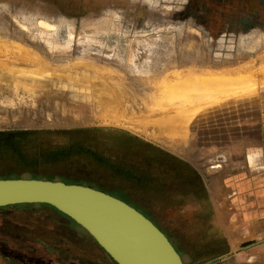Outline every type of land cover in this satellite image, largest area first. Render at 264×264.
<instances>
[{
  "label": "rangeland",
  "instance_id": "obj_1",
  "mask_svg": "<svg viewBox=\"0 0 264 264\" xmlns=\"http://www.w3.org/2000/svg\"><path fill=\"white\" fill-rule=\"evenodd\" d=\"M0 47V180L101 191L136 205L172 238L168 210L120 186L126 176L99 158L108 132L123 128L174 145L205 171L258 154L264 0H0ZM242 71L257 81L247 94L238 89ZM210 74L230 81L201 91L194 77ZM244 101L255 103L253 116ZM29 262L116 264L50 206L0 208V264Z\"/></svg>",
  "mask_w": 264,
  "mask_h": 264
},
{
  "label": "crops",
  "instance_id": "obj_2",
  "mask_svg": "<svg viewBox=\"0 0 264 264\" xmlns=\"http://www.w3.org/2000/svg\"><path fill=\"white\" fill-rule=\"evenodd\" d=\"M244 102L253 116L255 103ZM260 114L258 154L248 151L231 166L222 160L206 171L174 145L123 128L104 139L99 158L126 176L116 183L168 210L174 234L165 235L183 264H264V103Z\"/></svg>",
  "mask_w": 264,
  "mask_h": 264
},
{
  "label": "water",
  "instance_id": "obj_3",
  "mask_svg": "<svg viewBox=\"0 0 264 264\" xmlns=\"http://www.w3.org/2000/svg\"><path fill=\"white\" fill-rule=\"evenodd\" d=\"M42 204L87 232L116 264H183L167 237L125 202L60 181L0 180V208Z\"/></svg>",
  "mask_w": 264,
  "mask_h": 264
},
{
  "label": "bare ground",
  "instance_id": "obj_4",
  "mask_svg": "<svg viewBox=\"0 0 264 264\" xmlns=\"http://www.w3.org/2000/svg\"><path fill=\"white\" fill-rule=\"evenodd\" d=\"M244 38H245V37H244ZM244 38H242V39H244ZM8 43H9V42H8ZM3 44L6 45L5 43H3ZM9 44H10V43H9ZM11 44H12V43H11ZM7 46H8V45H7ZM10 46H11V45H10ZM10 46H9V47H10ZM12 46H13V45H12ZM12 46H11V47H12ZM9 47H8V48L6 47V49L11 51L12 49H9ZM13 47H14V46H13ZM16 47H17V46H16ZM16 47H15V48H16ZM0 48H2V47H0ZM3 48H5V46H3ZM17 48H19V47H17ZM17 48H16V49H17ZM20 48H21V47H20ZM6 49H5L4 54L6 53ZM16 49H15V50H16ZM13 50H14V49H13ZM18 50H19V49H18ZM26 50H27V49H26ZM26 50H25V51H26ZM20 51H21V53H22V52L25 53V51H24L22 48L20 49ZM27 51H28V50H27ZM27 51H26V53H25V56H26V57L29 56V55H28L29 53H28ZM7 52H9V51H7ZM12 53H13V52H12ZM12 53H11V54H12ZM15 53H17V51H15ZM21 53H19L18 56H20ZM23 53H22V54H23ZM27 53H28V54H27ZM31 53H32V52H31ZM31 53H30V54H31ZM2 54H3V52H2ZM9 54H10V53H9ZM26 54H27V55H26ZM4 56H5V55H4ZM14 56H15V55H14ZM30 56H31V55H30ZM37 56H38V55H37ZM22 57H23V55H22ZM35 57H36V54L34 55V58H35ZM15 58H16V57H15ZM19 58H20V57H19ZM19 58L17 57V59H19ZM31 58H32V56L30 57V59H31ZM36 58L38 59V57H36ZM199 58H200V57H199ZM23 60H24V59H23ZM33 60H34V59H33ZM33 60H32V61H33ZM19 61H21V59H20ZM24 61H26V59H25ZM27 61H30V60H29V57H28ZM202 61H203V59H202ZM36 62H37V61H36ZM40 62H41V61H40V59H39V61H38L37 63L39 64ZM25 63H26V62H24V64H25ZM5 64H6V63H5ZM22 64H23V63H22ZM28 64H29V63H28ZM33 64H34V63H33ZM38 64H37V65H38ZM41 65H42V64H41ZM41 65H39V66H41ZM8 66H9V65H8ZM42 66H44V65H42ZM9 67H10V66H9ZM44 67H45V66H44ZM42 68H43V67H42ZM247 68L249 69V67H247ZM6 69H7V68H6ZM8 71H9V70H8ZM14 71H15V70H14ZM242 72H243V74H245L243 77H241V79H243L244 81L241 82V83H239L238 89H239V91H240L241 93H243V94H247V93H249L250 91L254 90V89L257 87V81L254 79V76H253V75H250L249 72H247V71H242ZM9 74L11 75L10 71H9V73H8L7 75H9ZM21 74H22V73H21ZM36 74H37V73H36ZM36 74H35V75H36ZM38 74H39V73H38ZM0 76H1V75H0ZM11 76H12V77H16V76H13V75H11ZM23 76H24V75H23ZM29 76H30V75H29ZM31 76H32V75H31ZM39 76L41 77L42 75H39ZM81 76H82V75H81ZM81 76H80V77H81ZM1 77H2V76H1ZM4 77H5V76H4ZM6 77H7V76H6ZM32 77H33V76H32ZM34 77H35V78H34ZM34 77H33V78H34L33 80L36 79V76H34ZM37 77H38V76H37ZM43 77H44V76H43ZM76 77L78 78V81H79V79H80V82L82 81L81 78H79L78 76H76ZM21 78H22V77H21ZM24 78H25V77H23L22 79L24 80ZM30 78H31V77H30ZM38 78H39V77H38ZM38 78H37V79H38ZM72 78H73V77H72ZM82 78H84V77H82ZM196 78L200 80V81H199V80L197 81V82H199V84L196 83V82H193V84L196 83L198 86H200L199 88H200L201 91L206 92V91L208 90V91H210V93L213 92V89H212L213 83H221V82H223V81L226 82V83H229V81H230V80H228V79L218 78V76H215V75H212V74H210V75H208V76H202V77H200V78H198V77H194L195 80H196ZM225 78H226V77H225ZM61 79H62V78H61ZM75 79H76V78H75ZM178 79H179V78H178ZM229 79H230V78H229ZM263 79H264V78H263ZM44 80H45V78H44ZM54 80H56V79H54ZM39 81H40V79H39ZM45 81H46V80H45ZM45 81H44V82H45ZM49 81H50V80H49ZM64 81H65V79H64ZM66 81H67V80H66ZM74 81H75V80H74ZM78 81H77V85L80 83V82H78ZM191 81H192V80H191ZM56 82H57V81H56ZM61 82H62L63 84H67V83H68V82H67V83H66V82H63V81H61ZM70 82H71V81H70ZM89 82H90V81H88L86 84H90ZM185 82H186V81H185ZM188 82L190 83V80H189ZM188 82H186L185 84L189 85ZM33 83H34V82H33ZM52 83H54V82H52ZM58 83H59L60 85L62 84V83H60V79L58 80ZM58 83H56L57 86L59 85ZM140 83H141V82H140ZM191 83H192V82H191ZM191 83H190V85H192ZM35 84H36V83H35ZM50 84H51V83H50ZM63 84H62V85H63ZM75 84H76V83H75ZM80 84H81V86H84V85L86 86V84H85L84 82H83V83L81 82ZM83 84H84V85H83ZM93 84H94V83H93ZM102 84H103V83H102ZM178 84H179V82H178ZM178 84H177V85H178ZM262 84L264 85V80H263V83H262ZM262 84H261V85H262ZM54 85H55V84H54ZM56 85H55V86H56ZM62 85H61V87H66V85H64V86H62ZM77 85H76V86H77ZM135 85H136V84H135ZM143 85H144V84H143ZM197 85H196V86H197ZM210 85H211V86H210ZM89 86H91V85H89ZM89 86L87 85L86 87L88 88ZM97 86H98V85L96 84V87H97ZM100 86H101V84H100ZM139 86H140V85H139ZM139 86H138V88H139ZM144 86H145V85H144ZM178 86H179V85H178ZM58 87L60 88V86H58ZM91 87H92V86H91ZM106 87H107V86H106ZM76 88H78V87H76ZM82 88H83V87H82ZM82 88H81L80 90H85L84 88H83V89H82ZM98 88H99V87H98ZM176 88H177V87H176ZM176 88H174V89H176ZM178 88H179V87H178ZM53 89H54V88H53ZM92 89H94V87H92L91 90H90V91L93 92ZM101 89H102L103 91L106 90V89L103 88V87H102ZM104 89H105V90H104ZM179 89H180V88H179ZM54 90H56V89H54ZM75 90L77 91V90H79V89H75ZM88 90H89V89H88ZM94 90H98V89L95 88ZM107 90H108V89H107ZM119 90H120V89H119ZM119 90H118V91H119ZM168 90H169V91L171 90V88L169 89V86H168ZM88 92H89V91H88ZM99 92H102V91H100V88H99ZM58 93H59V92H58ZM60 93H61V92H60ZM60 93H59V94H60ZM89 93H90V92H89ZM94 93H96V91H95ZM94 93H93V97L95 96L94 98L101 97V96L99 95L98 92H97V93H98V96H97V94L95 95ZM71 94H72V93H71ZM73 94H74V93H73ZM108 94H109V93H108ZM75 95H76V94H75ZM111 95H112V94H111ZM111 95H110V96H111ZM72 96H73V95H72ZM76 96L78 97V95H76ZM69 97H70V96H69ZM77 97H76V98H77ZM80 97H81V96H80ZM80 97H79V99L77 98L79 101H80ZM91 97H92V96H91ZM102 97H103V96H102ZM102 97H101V99H102ZM121 97H122V96H121ZM64 98L66 99V97H64ZM76 98L74 97V102H75V99H76ZM164 98H165V97H164ZM164 98H162V99H164ZM68 99H69V98H68ZM99 99H100V98H99ZM178 99H179V97H178ZM71 100H72V99H71ZM69 101H70V100H69ZM162 101H163V100H162ZM71 102H72V101H71ZM164 102H166V101L164 100ZM164 102H162V103L164 104ZM160 105H162V104H160ZM176 116H177V115H176ZM176 116L174 115V118H176ZM171 117H172V116H171ZM171 117H170V118H171ZM177 118H179V117H177ZM142 126H144V125H142ZM144 127H147V126H144ZM148 127H149V126H148ZM143 129H144V128H143ZM145 129H146V128H145ZM147 129H148V128H147ZM149 129H150V128H149ZM163 130H165V129L163 128ZM163 133L165 134V131H164ZM181 143H183V142H181ZM181 143H180V144H181ZM181 145H182V144H181Z\"/></svg>",
  "mask_w": 264,
  "mask_h": 264
},
{
  "label": "flooded vegetation",
  "instance_id": "obj_5",
  "mask_svg": "<svg viewBox=\"0 0 264 264\" xmlns=\"http://www.w3.org/2000/svg\"><path fill=\"white\" fill-rule=\"evenodd\" d=\"M28 264H32V263L29 262Z\"/></svg>",
  "mask_w": 264,
  "mask_h": 264
}]
</instances>
